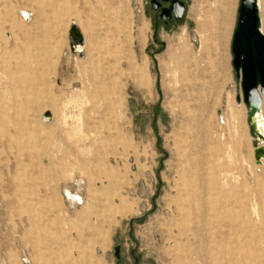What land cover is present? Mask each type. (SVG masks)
I'll return each mask as SVG.
<instances>
[{
    "label": "rangeland",
    "instance_id": "374dc122",
    "mask_svg": "<svg viewBox=\"0 0 264 264\" xmlns=\"http://www.w3.org/2000/svg\"><path fill=\"white\" fill-rule=\"evenodd\" d=\"M148 2L0 0V25L12 27V85L0 86V116L12 113L7 107L16 101L38 107L25 113L33 133H20L13 143L12 124L0 120V264H233L235 258L264 263L263 225L256 221L252 228L229 231L220 229L216 216L247 210V201L264 213V166L255 171L252 155L263 139L248 124L231 66L239 0H184L182 19L167 29L154 23ZM26 3L33 14L29 31L17 16ZM223 3L230 19L217 58ZM72 25L86 40L84 51L69 49ZM0 28V38H6ZM85 53L101 65L95 92L79 95L92 71ZM185 77L193 82L190 99ZM65 97L87 102L81 121L95 143L79 153L73 145L82 132L62 137L56 126H40L44 117L57 116ZM230 110L237 112L235 128L221 121ZM67 152L81 183L65 176ZM189 184L197 195L190 204H229L215 210L214 218L195 217L197 223L203 219L202 229L186 223L178 232L173 197L175 189L189 194ZM64 188L78 192L83 205L62 198Z\"/></svg>",
    "mask_w": 264,
    "mask_h": 264
},
{
    "label": "bare ground",
    "instance_id": "6f19581e",
    "mask_svg": "<svg viewBox=\"0 0 264 264\" xmlns=\"http://www.w3.org/2000/svg\"><path fill=\"white\" fill-rule=\"evenodd\" d=\"M256 1H257V10H258V18H259V31L264 37V0H256ZM26 4L28 5V3H26ZM25 5L22 8H19L17 10V16L19 18V21L21 23H23V25H25V26L28 25V31H29V30H31L30 22L32 21L33 14L28 9L29 5H28V7ZM220 11H221V14L218 17V20L216 21L215 39L217 41V44L215 45V48H214L215 56L217 58L220 56V52L223 49V40H224L226 33L228 31V23H229V19H230L229 5L227 3H223V5L220 6ZM191 12H193V10H191ZM201 25H202V23H199L198 28ZM0 26H3L4 29L7 31L5 33L6 38H4V36L2 38H0V86L1 85L6 86V84L11 86L12 85V27L11 26H5V25H0ZM28 31L26 32L27 35L29 34ZM0 32L2 33L1 28H0ZM184 34H185V29H182V34L179 38V41L183 39ZM79 36H80V39L78 41H73L69 45V49L73 53L74 52L78 53L79 51H84V49L86 47V40L84 39L83 36H81L80 32H79ZM81 37H83V41H82ZM203 40L202 41L200 40L201 45L203 43L207 42L206 38H204ZM71 45H73V47L70 48ZM180 50L183 53H185L186 55L190 54V52L185 48V46H182L180 48ZM181 51H179V52L181 53ZM85 55L88 58V63L92 64V71H90L89 76L86 75L84 77L83 82L81 81L82 82L81 88L76 90L79 95H87L88 93H91L92 90H94V87H95L94 84H96L98 82V71H99L98 69H100L99 66L101 65L100 60L98 58L93 59V57L88 56L86 53H85ZM167 56L169 58L173 56L171 53V50H169V49H168ZM21 66H22V69H25L27 67V60L26 59H25V61H22ZM133 66H134V64L132 62L131 56L129 55L128 67L132 68ZM132 69H134V68H132ZM136 69H138L140 71V73H143V66H139ZM173 72L176 73L177 68L174 67ZM1 82L3 84H1ZM183 85L185 86L186 91H188L187 97H188V99H190L191 94H190L189 90H191V87L193 86L192 79L185 77ZM94 92H95V90H94ZM85 106H87V102L75 104L72 101V99H70L69 97H65L64 99H62L60 101V103L58 105L57 116H55V114H52V116L50 118L44 117L41 120L42 124L40 123V126L42 129H48V128L56 126L57 129H59L60 136L62 135V137L63 136L69 137V135H71V134H78V133L82 132L81 138L79 140L77 139L78 141H75V143L73 145L74 148L77 149V151H76V149H75V151L77 153H79L80 151L78 152V149L79 150L81 149L83 151V150H85V147L87 144L90 146V144L93 145V143H95L94 134H90V132H87L86 131L87 128H85L83 126V123L81 121V115L83 112L82 110H83V107H85ZM238 106L240 108L241 104H239ZM8 109L12 110V113H10V114L7 112L3 113L0 116V120L9 121L10 124H12V127L9 130V135H8V138L10 141H12V143L15 141V139L19 136L20 133H24L25 135H30L31 133H33L32 129L28 125V119H27V117H25V113H27L28 111H35V110L38 111V107L29 105L27 103L23 104L19 101H16L11 107L8 106L7 110ZM89 112H92V114L94 115V112L92 110H89ZM46 116H47V114H46ZM236 118H237V112L235 110H230V112L227 116L221 118V121L225 127H227L228 123L231 122L232 127L235 128ZM69 122L71 123V125L73 124V126L70 127V125L68 124ZM95 123L96 122L93 121L91 124H95ZM254 123H255L256 127L258 128L259 133L261 134V139H263V141L261 142L259 147H262L264 149V98H262L261 106H260V108H259V110L256 113V116L254 118ZM83 129H85L86 132L83 133ZM59 141L60 140H58V141L56 140L55 144H57L58 148L60 149V147H63L65 145H63ZM183 143H185V141H183ZM65 148H67V147H65ZM89 149H90V147H89ZM184 149H186V148H184ZM253 150H254V148H253ZM64 151H65V149H63V152ZM181 152H183V151L180 150V148H179L178 153H177V158ZM252 155H253V152H252ZM253 160H254V158H253ZM62 163L64 164V167L66 170L65 176L71 177V179L74 181H77V183H81L82 178H80L76 175L73 177L74 170H75L76 165H77L75 158L74 159L71 158L70 153L67 152L63 156ZM262 166H264V156L262 158H260L258 163L255 164V168H254L255 171L259 170ZM200 172H201V170H200ZM175 173H176V170H175ZM226 176L227 175L223 174L222 181H225ZM263 177H264V175H263ZM258 178H259V176H258ZM262 184H264V183H262ZM190 185L191 184H189V188L191 189L193 186L190 187ZM187 191L184 189L183 190L175 189V195L173 197V202H174L173 211L175 213V217L179 218V220L181 221L180 224L182 226L181 229H177L178 232H184V226H187V224L188 225L193 224L194 227L198 230L202 229V226H204V224L202 223L203 219L197 223L195 220L196 219L195 217L201 216V218H204L206 216H210V217L214 218L213 212L215 210H217L218 208H227V206L229 204L227 202V200L223 201V204L221 207H217V206L212 204L207 208L206 206L208 204L206 202H198V203L192 202V204H190L189 203V197L190 196L195 197L197 195H196V192L192 191V189H191V191H189V194ZM63 192H64L65 197H62V198H66L67 201L69 202V204L76 205V206H82L83 205V198L80 196V194L78 192L72 193V192L68 191L66 188H64ZM181 196H184L185 201L181 200ZM252 199H253V197H252ZM238 201H240V203L244 202L243 200H238ZM244 204H246L247 210H246V208H239V210L235 213L236 216H235V214L228 216L227 211H224L222 214L216 215L217 217L221 218V220H219L220 221L219 226H221L220 229L222 227H224V229L227 228L226 230L232 231L236 228V225H239V227H243L244 229H249V228L253 227L254 222H256V221H258L261 225L264 226V213L256 212L254 209L255 208L254 204H250L248 201L244 202ZM208 210L210 211V213L208 212ZM213 221L218 222V220H213ZM215 225H216V223H215ZM256 259H260L259 256H256ZM0 261H2V260H0ZM241 262H243V261H239L236 258L233 260V264H244ZM1 264H4V263L1 262ZM254 264H264V263H254Z\"/></svg>",
    "mask_w": 264,
    "mask_h": 264
},
{
    "label": "water",
    "instance_id": "95a60500",
    "mask_svg": "<svg viewBox=\"0 0 264 264\" xmlns=\"http://www.w3.org/2000/svg\"><path fill=\"white\" fill-rule=\"evenodd\" d=\"M185 11L183 2L171 0L169 7L162 13L174 14L181 20ZM70 41L80 39L75 26L68 31ZM73 45L70 46V48ZM232 55L231 66L239 83L241 102L248 113V124L255 136L261 138L254 123L262 98H264V37L259 31V18L256 0H239L237 18L230 44ZM264 156V149L254 147L253 158L256 163ZM119 246L114 247V255L118 258Z\"/></svg>",
    "mask_w": 264,
    "mask_h": 264
},
{
    "label": "flooded vegetation",
    "instance_id": "af4514ba",
    "mask_svg": "<svg viewBox=\"0 0 264 264\" xmlns=\"http://www.w3.org/2000/svg\"><path fill=\"white\" fill-rule=\"evenodd\" d=\"M171 0H149L148 2V12L153 16V21L155 24H160L163 28L171 25L173 22H177L174 18V14L162 13V11L169 7V2ZM183 2L184 0H179ZM184 15V14H183Z\"/></svg>",
    "mask_w": 264,
    "mask_h": 264
}]
</instances>
